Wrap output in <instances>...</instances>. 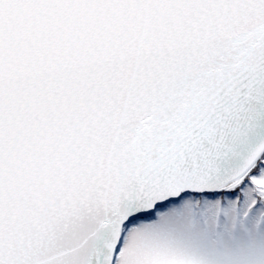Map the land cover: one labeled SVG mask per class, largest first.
I'll use <instances>...</instances> for the list:
<instances>
[{
	"label": "snow or ice",
	"instance_id": "obj_1",
	"mask_svg": "<svg viewBox=\"0 0 264 264\" xmlns=\"http://www.w3.org/2000/svg\"><path fill=\"white\" fill-rule=\"evenodd\" d=\"M0 264H264V0H0Z\"/></svg>",
	"mask_w": 264,
	"mask_h": 264
}]
</instances>
